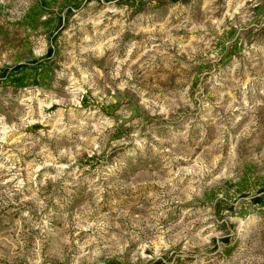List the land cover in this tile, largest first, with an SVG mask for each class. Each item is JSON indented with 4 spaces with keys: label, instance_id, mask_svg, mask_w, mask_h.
Listing matches in <instances>:
<instances>
[{
    "label": "rangeland",
    "instance_id": "rangeland-1",
    "mask_svg": "<svg viewBox=\"0 0 264 264\" xmlns=\"http://www.w3.org/2000/svg\"><path fill=\"white\" fill-rule=\"evenodd\" d=\"M0 264H264V0H0Z\"/></svg>",
    "mask_w": 264,
    "mask_h": 264
}]
</instances>
